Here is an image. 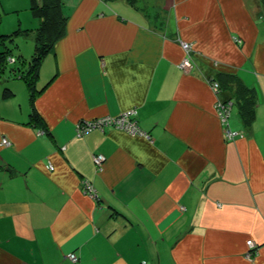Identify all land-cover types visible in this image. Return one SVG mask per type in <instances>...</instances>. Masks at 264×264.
Returning <instances> with one entry per match:
<instances>
[{"label": "crops", "instance_id": "1", "mask_svg": "<svg viewBox=\"0 0 264 264\" xmlns=\"http://www.w3.org/2000/svg\"><path fill=\"white\" fill-rule=\"evenodd\" d=\"M62 10L65 33L38 71L40 121L24 80L0 78V264H264V0H63ZM31 17L14 37L35 44ZM217 72L255 89L250 125L234 100L221 121L215 103L230 92L213 87ZM131 108L149 138L77 135V122Z\"/></svg>", "mask_w": 264, "mask_h": 264}, {"label": "trees", "instance_id": "2", "mask_svg": "<svg viewBox=\"0 0 264 264\" xmlns=\"http://www.w3.org/2000/svg\"><path fill=\"white\" fill-rule=\"evenodd\" d=\"M131 5L137 7L139 0H127ZM63 0H28V8L34 19L39 21L35 27L34 50L28 61L19 60L20 65L10 67L8 69L10 75L20 77L24 80L29 95V106L31 108L30 118L36 123L40 121V117L34 110V98L42 89L37 87V78L39 66L42 59L52 50L55 43L64 35L66 28L67 15L62 10ZM29 29L16 28L8 35H17L19 32H27ZM4 35H0L3 38ZM13 59L10 61V59ZM8 62H16V58L9 54V49L0 52V78L2 77L5 64ZM26 62V64H22ZM23 65V66H22ZM212 82L218 83V90L227 89L230 97L227 101L238 105L239 114L245 125H250L255 108V89L244 84L240 78L231 73L217 72L210 77ZM12 91L8 87H4L3 95L9 96Z\"/></svg>", "mask_w": 264, "mask_h": 264}, {"label": "built area", "instance_id": "3", "mask_svg": "<svg viewBox=\"0 0 264 264\" xmlns=\"http://www.w3.org/2000/svg\"><path fill=\"white\" fill-rule=\"evenodd\" d=\"M181 46L186 52V54L180 61L179 65L183 70H188L191 68V60L188 54L191 43L181 41ZM12 60L13 59L11 58L10 61ZM212 85L213 87L218 89L217 82H213ZM230 106H231V101H227V100H217V102L215 103V108H216L217 114L220 117L221 121L223 122L226 121V117L228 115ZM105 127H114V128L122 129L131 134L143 135L147 138L150 137L149 134L145 132L138 125V122L136 119V110L133 108L122 111L121 113L117 115H105V116L96 117L90 120L77 122L76 131H77V135H80L83 132L91 130V129L103 130ZM235 136H236L235 132L230 131V130L226 131L227 139H234ZM1 144L9 145V141L3 138L1 140ZM93 160L97 166H100L104 160V156L99 153L95 154L93 157ZM83 189L85 190V192H88L90 195H92V188L89 183H85ZM247 245L249 247H254V243L251 239L247 240ZM248 255H250V252H248ZM67 256L71 261L75 262L78 260V257L74 252H69Z\"/></svg>", "mask_w": 264, "mask_h": 264}, {"label": "rangeland", "instance_id": "4", "mask_svg": "<svg viewBox=\"0 0 264 264\" xmlns=\"http://www.w3.org/2000/svg\"><path fill=\"white\" fill-rule=\"evenodd\" d=\"M17 1L21 8L18 11H14L13 7L11 6V3ZM142 2V1H141ZM0 35H4L3 38H0V52H3L6 49H9V54L16 58V62H8L5 64V68L3 73L1 75L10 76V73L8 69L10 67L18 66L20 65L19 60H22V58L25 61H28L30 56L33 53L34 44L32 41L31 36H11V38L8 37L10 33L13 32L17 27H20L19 20L20 18L31 17L30 10L28 8V0H0ZM140 3V0H139ZM4 6V7H3ZM31 19L34 21V19L31 17ZM36 21V20H35ZM24 42L26 45L30 46L31 48L26 52V55L20 53V48L18 47V43ZM21 55V56H20ZM25 55L26 57H24ZM9 77V78H10ZM14 81H18V83H21L24 85L23 80L20 79H14Z\"/></svg>", "mask_w": 264, "mask_h": 264}]
</instances>
